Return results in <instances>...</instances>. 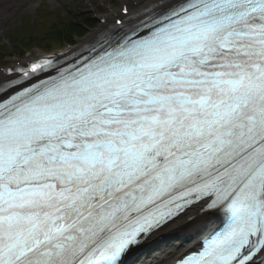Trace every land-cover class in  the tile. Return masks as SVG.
Masks as SVG:
<instances>
[{
	"label": "snow or ice",
	"instance_id": "1",
	"mask_svg": "<svg viewBox=\"0 0 264 264\" xmlns=\"http://www.w3.org/2000/svg\"><path fill=\"white\" fill-rule=\"evenodd\" d=\"M0 73V264H264V0H137Z\"/></svg>",
	"mask_w": 264,
	"mask_h": 264
},
{
	"label": "rangeland",
	"instance_id": "2",
	"mask_svg": "<svg viewBox=\"0 0 264 264\" xmlns=\"http://www.w3.org/2000/svg\"><path fill=\"white\" fill-rule=\"evenodd\" d=\"M63 5L64 3H70L76 7L77 10H82L85 14L92 16L96 23L98 22L96 17L99 12L107 13L110 9L119 8L120 2H128L129 4L133 2V0H59ZM41 2L49 3V0H34L33 5L34 8L32 10H21L19 11L14 18H12L11 22L7 23L4 26L3 30L0 31V64L5 63H13L16 60H25L30 53H35L37 49H29V51L21 50L19 45L20 42V31L18 29L12 33V29L15 25H17L21 18V13H28L33 17L34 21L39 20L40 12L42 10L39 4ZM63 9L62 6L58 9H52L54 11ZM40 11V12H39ZM99 29V26L95 28V30L90 31L87 36L83 38H88L91 34L96 32ZM40 34H42L43 30L41 28H37ZM19 39H18V38ZM15 40V42H13ZM20 42V43H19ZM65 44H62V46ZM23 52V53H22ZM193 231H189L186 236H191ZM175 236V239L179 237L178 234H173L172 237ZM171 238V237H170ZM175 244V243H174ZM172 247V243H167L163 247H159L154 252H149L145 254L143 259L138 264H143L144 261L148 260L151 256L155 255H167L169 253L170 248Z\"/></svg>",
	"mask_w": 264,
	"mask_h": 264
},
{
	"label": "trees",
	"instance_id": "3",
	"mask_svg": "<svg viewBox=\"0 0 264 264\" xmlns=\"http://www.w3.org/2000/svg\"><path fill=\"white\" fill-rule=\"evenodd\" d=\"M64 19L59 16L55 19L48 20L43 26L44 35L39 37L34 26L22 23L20 40L24 46L38 43L43 47H50L51 40L72 42L75 35H85L90 26H95L92 16L85 14L84 11L66 10Z\"/></svg>",
	"mask_w": 264,
	"mask_h": 264
},
{
	"label": "bare ground",
	"instance_id": "4",
	"mask_svg": "<svg viewBox=\"0 0 264 264\" xmlns=\"http://www.w3.org/2000/svg\"><path fill=\"white\" fill-rule=\"evenodd\" d=\"M137 3V2H131L130 4V8L132 10V13H134L135 11H137V8L136 7H133V5ZM17 3H15L14 5H10V8L8 9L7 7L4 8V9H1L0 10V31L1 29V24H2V20H3V15H10V14H13L17 9ZM111 10V14L110 15H107L105 17L111 19L109 16H112L114 12H116L115 9H110ZM108 21V20H107ZM108 24H110V21L108 22ZM102 28H104V25L101 26ZM97 32V31H96ZM95 33L91 34L89 37H88V40L89 41L90 39H92L94 36H95ZM189 231H193L191 229H185V230H181V231H177L174 226L172 225H167L164 227V229L160 232V233H166V232H169V233H175V234H180L181 235V243L180 245L177 247V250L178 248L179 249H183L184 247H187L189 246L190 244H192L195 239L201 235L202 232H198V231H193L194 234L191 238H185L184 235H186ZM168 255V254H167ZM167 255H164V256H152L150 257L147 261H145L143 264H168L171 260H172V256H167Z\"/></svg>",
	"mask_w": 264,
	"mask_h": 264
}]
</instances>
